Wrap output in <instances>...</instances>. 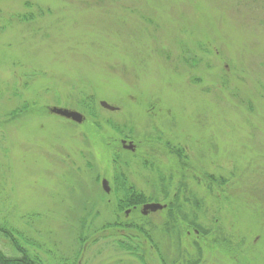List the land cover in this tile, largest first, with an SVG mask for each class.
I'll return each mask as SVG.
<instances>
[{
  "label": "rangeland",
  "instance_id": "obj_1",
  "mask_svg": "<svg viewBox=\"0 0 264 264\" xmlns=\"http://www.w3.org/2000/svg\"><path fill=\"white\" fill-rule=\"evenodd\" d=\"M121 173L168 211L126 218ZM126 222L144 258L112 244ZM0 224L41 264L89 240L82 264L226 263L211 227L264 264V0H0Z\"/></svg>",
  "mask_w": 264,
  "mask_h": 264
},
{
  "label": "flooded vegetation",
  "instance_id": "obj_2",
  "mask_svg": "<svg viewBox=\"0 0 264 264\" xmlns=\"http://www.w3.org/2000/svg\"><path fill=\"white\" fill-rule=\"evenodd\" d=\"M49 109H50V107L47 109V112L50 114V111H49ZM69 121V120H68ZM71 122V121H70ZM124 141H126L127 143L126 144H129L130 142H132L134 145H135V142L134 141H128L127 139H121L120 140V143L122 144V149L123 150H125V148H124V145H123V142ZM131 152V151H130ZM115 202H116V205H117V209H118V211H120L119 210V208H120V204H119V201H118V198H116L115 197ZM151 203H160V202H156V201H154V202H150V201H148V202H146V203H144V204H142V205H140V206H133V207H126V208H124L122 211H120V212H124V215H125V217L126 218H128L129 217V214L131 213V212H135V211H138L139 212V214L142 216V217H144V218H148V217H150L151 215H154V214H158V213H161V212H165V211H168V208H169V205L168 204H163V203H160V204H162V205H165L166 206V208L164 209V210H162V211H158V212H155V213H149L148 215H144L143 214V207L145 206V205H147V204H151ZM171 209V208H170ZM115 227H117V229H125L126 227L128 228L129 226H132V227H137V225L136 224H133V223H129V222H126L125 224H118V223H116V224H113ZM132 227H130V228H132ZM195 227H197V226H195ZM139 229V228H138ZM230 229V228H229ZM216 230H217V233L216 234H214V231L216 232ZM128 233H130V232H128ZM121 234L122 235H126L127 236V234L125 233V231H123V232H121ZM210 235H211V241H212V243H211V246L208 248V250L210 251V255H213V258H216L217 256H218V253H223L224 255L225 254H227V255H225L226 257V263L227 264H229V262H230V257L232 258V256L231 255H233V260L234 259H236L237 260V258H239V260H238V264H256L255 263V259H253L252 258V255H253V253H252V251L254 250V248L252 247V246H249V247H251V248H249L248 247V250H246V253H242V256L240 255V253H238L239 252V250H240V248H238V246L235 244V241H236V239H234L235 237H237V235L234 233V232H230V230L229 231H226L224 228H219V227H217V228H212L211 227V229H210V233H209ZM126 241V244H131L126 238H124V239H119L118 238V240L116 241V242H112V244H114L115 245V243H117V246H119V242L120 241ZM147 240V239H146ZM90 241V240H89ZM89 241H87V242H85V243H83V245H84V248H83V251H82V254L81 255H70L67 259H65L64 261H63V263L64 264H82L83 263V252L84 251H86V247L89 245ZM147 241H149L150 242V239H148ZM198 238H196V244H198ZM82 242V241H81ZM133 242V241H132ZM149 242H147V243H149ZM134 243L137 245L136 247H137V253L133 250V253H130L132 256H134V257H140V258H144L145 256L143 255V252H144V250L143 249H145L146 250V242L145 243H142V245L143 246H145V247H140V245L138 246V244L134 241ZM132 245V244H131ZM133 247H134V245H132ZM131 246V247H132ZM197 246V245H196ZM231 246H234V248H233V250L231 249L232 247ZM150 248V247H149ZM122 249H124V248H122ZM141 251H143L142 253H141ZM234 252V253H230V252ZM251 255V256H250ZM98 256V255H97ZM196 256H197V254H196ZM96 257V256H95ZM242 260V261H241ZM198 260L196 259L195 260V262L193 263V264H196V262H197ZM92 262V261H91ZM145 263L147 264V262H146V258H145ZM219 263H222V264H226L225 262L223 263V262H221V261H218V262H216V261H214L213 259H212V261H211V263L210 264H219ZM39 264H41V263H39ZM43 264V263H42ZM45 264V263H44Z\"/></svg>",
  "mask_w": 264,
  "mask_h": 264
},
{
  "label": "trees",
  "instance_id": "obj_3",
  "mask_svg": "<svg viewBox=\"0 0 264 264\" xmlns=\"http://www.w3.org/2000/svg\"><path fill=\"white\" fill-rule=\"evenodd\" d=\"M84 104H85L84 107L88 110L89 113H94L93 111L95 109V106H93L95 104L94 101L87 102ZM21 109H23V111H21ZM29 109L30 107L25 105L23 106V108L19 109V112L20 113L27 112ZM107 125L111 127L112 129H115L116 132L120 134H122L121 131L125 129L124 127H127V126H123V125L121 126V125L115 124V122L112 120L108 121ZM119 176L116 177V184H115L116 186L114 189L115 191L114 195L116 198H118V201L120 204V208H119L120 211H122L126 207L140 206L149 201L148 197L144 193H140L137 190V187H135L130 181L124 178V175L122 173L119 174ZM130 227L132 226H129L128 228L126 227L125 229H117V227H115L114 225L107 226L108 229L112 230L113 237H117L119 239L126 238L132 245H134L133 247L131 244H126V241L124 240L119 242L120 248L122 247L125 250H128L129 252L133 253V250L135 252L137 251V247H136L137 245L134 243V239L132 238V235L128 233V232L133 231L131 230ZM132 228L141 231L140 229H137V227L135 226ZM123 231H125V233H128V235L127 236L122 235L121 232ZM101 232L102 231H99V232L90 231L89 237H86V239L95 238L97 236L96 234H99ZM0 233L5 234V230L3 226H1V224H0ZM15 246H17L19 252H21V256L20 257H9L0 249V264H39V261L37 259H34V257L29 255V253L23 251L20 246L18 245H15Z\"/></svg>",
  "mask_w": 264,
  "mask_h": 264
},
{
  "label": "water",
  "instance_id": "obj_4",
  "mask_svg": "<svg viewBox=\"0 0 264 264\" xmlns=\"http://www.w3.org/2000/svg\"><path fill=\"white\" fill-rule=\"evenodd\" d=\"M100 106L101 108L107 111H110V112H117L119 110L118 107H115L104 100L100 101ZM49 111L52 115L59 116L61 118L73 121L77 124H83L86 120L85 116L82 113L75 111V110H71V109H66V108H61V107H52L49 109ZM126 143H127L126 141L123 142L124 148L131 152H134L135 145L132 142H130L129 145H127ZM102 185L106 193L111 192V188L109 186L108 180L104 179L102 182ZM165 208L166 206L160 203L147 204L143 207V214L148 215L149 213H155L158 211H162Z\"/></svg>",
  "mask_w": 264,
  "mask_h": 264
}]
</instances>
